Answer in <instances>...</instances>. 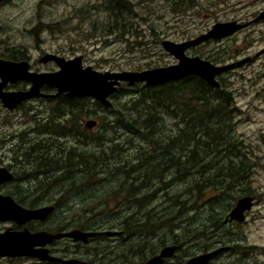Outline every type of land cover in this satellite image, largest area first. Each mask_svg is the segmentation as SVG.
Returning <instances> with one entry per match:
<instances>
[{"label": "rangeland", "instance_id": "rangeland-1", "mask_svg": "<svg viewBox=\"0 0 264 264\" xmlns=\"http://www.w3.org/2000/svg\"><path fill=\"white\" fill-rule=\"evenodd\" d=\"M106 1L9 0L0 7V56H8L10 51H23L28 55V62L32 69L41 73L57 71L54 63L40 64L38 62L43 54H56L66 59L81 56L83 66H90L99 72L142 71L176 63V60L162 49L160 43L164 40L180 43L194 39L207 32L216 23L238 21L245 25L244 29L229 38L212 40L189 49L187 55L197 56L207 61H209L207 58L212 55H218V62L209 61L214 65L230 64L249 58L248 63L222 74L217 80L221 78L223 80L221 83L232 92L234 106L238 110L233 119L234 136L241 142L242 156L252 164L249 178L243 185L235 184L232 194L236 195L235 191L241 192V189L246 186L252 191L250 196H254L255 204L242 228L246 233L247 243L257 248L253 253L254 259L264 260V255L259 251L261 247H264V21L253 22L259 12L264 10V0H195V7L182 13H175L168 8L170 0H152L149 4L143 0H130L134 5L135 14L147 18L143 22L139 18L132 20L141 31L142 35L139 38L107 36L104 30L101 32L100 26L93 30V21L101 23L108 16ZM149 10L151 12H148ZM40 22L58 23L59 28L56 27L52 32H41L37 42L32 35V30ZM140 86L142 84H138V87L137 85L128 87L125 84L119 87L120 95L111 97L112 107L109 111L94 105L91 99L87 101L86 110H88L89 119L95 120L97 125L91 131H84L86 134L83 138L80 135L66 139L59 138L58 134L50 137L42 133L38 135L29 133L38 122L40 124L41 120L51 115L46 100L31 101L30 104H26L14 113L6 112L0 107V143L8 135L16 136L14 133L22 132L20 142L43 140L42 143L47 144L52 153L68 149H85L83 142L89 144L88 149L96 151L100 149L109 156V149H114L115 146L122 149L120 160H110L112 166L104 170L101 177H112L114 181L103 184H99L97 180L90 181L87 184L98 185L74 191L67 199L68 204L66 202L63 205L66 208H73L72 213H77V216H81V211L94 212V216L82 214V221L89 220L106 227L118 225L117 223L124 216L137 211V208L122 205L123 200L127 199L124 193L117 197L110 196L116 191L115 182L117 181L110 168L114 166L118 168L117 162L120 161L122 164L136 165V155L139 151L147 150L148 147L146 142L136 135L125 132L116 125L113 128V121L117 120L119 112H125L131 106L130 100L136 99V92L141 88ZM36 105H38L37 108H35ZM82 117L85 120L86 114L78 115L74 119L78 120L77 125L81 123ZM164 122L166 133L170 134L171 131L174 133L176 120L164 115ZM80 125L83 127L82 124ZM58 128L55 127V129ZM17 143L19 141L15 139L9 141L12 146ZM2 155L4 162H7L9 158L6 150H0V156ZM23 168L30 169V164H26L25 160ZM170 177L180 179L175 170ZM187 183L189 181L184 179L178 184L164 188L155 195L154 201L145 210L155 213L156 218L175 217L183 208L174 202H169V195L178 194L180 203L185 207L193 206L195 202L203 204L212 201L214 205L203 207L199 211L196 209L189 213L182 211L181 217L172 222L175 227L173 234L177 240L181 235L185 240L190 238L191 242L185 250L192 253L197 251L195 242L192 241L196 223L206 217L211 209L219 210L232 206L236 200L221 199L222 192L208 187L203 191L202 196H199V192L193 191L194 197H187L188 195H184L188 187ZM34 184L35 182L25 183L24 189L33 188ZM158 188H161L160 182H156L152 189L151 186L143 188L139 196ZM56 193L57 190H55ZM98 211L102 213L101 216L96 215ZM63 212L64 210H58L57 214ZM187 227L190 228L189 231ZM158 230L160 231L159 233L156 231L157 234L150 231L142 233L144 239H153L151 244L155 250L158 245L175 238L167 227L158 228ZM252 262L253 260H250V264Z\"/></svg>", "mask_w": 264, "mask_h": 264}, {"label": "trees", "instance_id": "trees-1", "mask_svg": "<svg viewBox=\"0 0 264 264\" xmlns=\"http://www.w3.org/2000/svg\"><path fill=\"white\" fill-rule=\"evenodd\" d=\"M151 1L143 0L146 4ZM106 4L108 16L101 23L93 21V30L100 26L101 32L104 30L107 36L139 38L142 35L137 24L132 20L139 18L143 22L147 18L135 14L134 5L130 0H107ZM195 5V0H170L168 8L175 13H182ZM56 27L59 28L58 23L40 22L32 30V35L38 42L41 32H52ZM217 56L212 55L207 59L218 62ZM0 57L12 61H28L29 58L23 51H10L8 56ZM219 81L218 89L209 86L198 77H188L159 86L142 85L136 92V99L130 100L131 106L125 112L117 114L114 127L116 125L123 131L136 135L140 140L145 141L148 147L147 150L138 152L136 165L122 164L120 161L117 162L118 168L115 166L110 168L113 177L117 179L116 191L110 196L117 197L124 193L127 199L123 200L122 205L137 208V211L124 216L120 221L122 223L125 221L124 226L129 234L136 232L144 237L142 234L144 232L150 231L155 234L158 228L167 227L175 236L172 222L181 217L182 211L184 213L195 211L196 203L185 207L180 203L178 194L169 195V202H174L183 208L178 215L170 218H156L155 213L145 209L154 201L157 193L184 179L189 181L184 192L187 197H194L193 191L199 192V196H202L207 187L222 192L221 199L231 197L238 200L243 196L251 195L252 191L248 186L243 187L241 192L235 191L236 195L232 194L235 184L243 185L247 181L252 164L242 156L241 142L234 136L233 119L238 110L234 106L232 92L225 88L221 78ZM120 91L121 89H118L113 97L120 95ZM105 110L109 111L110 108ZM164 115L176 120L174 133L173 131L170 134L166 133ZM54 122H57V119L50 115L37 127H62L60 123ZM55 130L54 128L49 133ZM121 153L122 149L116 146L114 149H109L110 156L100 149L97 151L68 149L52 153L41 140L33 141L32 145L25 148L24 155L26 164H30V169L23 172L25 183L35 182L33 188L28 187L25 190L31 196L26 200L27 203L35 206L56 202L55 205L63 206L66 202L68 204L67 199L74 191L98 185L87 184L90 181L97 180L99 184L114 181L112 177H101L104 170L112 166L110 160H120ZM173 170L178 173L180 179L170 177ZM156 182H160L161 188L139 196L140 190L150 186L152 189ZM55 190H57L56 194ZM57 195L60 197L56 198ZM214 200L219 199L214 198ZM83 214L94 216L93 211H84ZM96 215L101 216L102 213L98 211ZM133 224L136 226L132 227ZM186 229L190 230L189 227ZM171 239L173 242L177 241L176 236Z\"/></svg>", "mask_w": 264, "mask_h": 264}, {"label": "flooded vegetation", "instance_id": "flooded-vegetation-1", "mask_svg": "<svg viewBox=\"0 0 264 264\" xmlns=\"http://www.w3.org/2000/svg\"><path fill=\"white\" fill-rule=\"evenodd\" d=\"M8 1L9 0H3L0 3V7L5 5ZM263 11L264 10L261 12ZM260 21H264V18ZM244 27L246 26L244 25ZM0 59L12 61L5 57H0ZM30 71L41 73L32 69L31 65ZM45 73L50 72L46 71ZM29 86V83L19 80L15 83H8L4 87V91H25L29 88ZM41 92L45 94H54L55 90L44 87L41 89ZM38 99L48 101V109L51 111V116L57 119V122L54 123H60V126L62 127H59L55 131H52V133H49V131L58 126L47 128L34 126L29 133L36 135H38V133H42L47 134L50 137L58 134L60 135L59 138L66 139L70 138L71 136L80 135L83 138L85 137L83 135L86 134L84 131H91L97 125V122L93 120L96 122L94 127L88 128L86 126V123L89 120H92L89 119L90 116L87 112L88 110H86V102L91 98H69L65 95H60L52 98ZM91 100L94 105L98 106L99 108H106L93 99ZM31 101H36V99L22 102L18 104L13 110L5 109L1 103L0 107L6 112L14 113L26 106V104H30ZM37 107L38 105L35 106V108ZM83 113L86 114V119L84 120L82 117L80 119L81 123H78L77 125L78 120L74 119L78 115H83ZM47 118L49 117H46L45 119ZM45 119L41 120L40 124H43ZM82 120H84L83 123ZM61 122L63 124H61ZM80 124H82L83 127H81ZM79 125L81 127L80 131ZM14 134H16V136L8 135L7 138L5 137L4 141L0 143V150H6L9 158L7 159V162H4V159L2 158L3 155L0 156V169L7 170V172H9L13 177L11 181H4L0 183V197L11 198L17 206L27 210H34L46 206H51L53 209L44 220H29L22 224H19L13 220H0V234L7 232H28L30 235L44 233L50 236H55L62 234L63 237L50 240L42 239V246L35 247V249L42 251L45 257L49 258L50 260L29 256H0V264H139L145 263L153 257L159 255L161 250L165 247H175L176 250L171 257L164 259L162 264H187L188 260L191 258L201 257L216 250L221 251L218 252L206 264H250V260H253L252 264H264V260L254 259L253 253L257 248H255L256 246H251L247 243L248 240L246 238V233L242 228L247 222L248 214L255 204L254 196L241 197H250L253 204L251 209L244 213L243 221L232 219L230 217L231 211L235 208L237 201L241 198L236 200L230 207H224L222 209L220 208L219 210L211 209L206 217L200 219L195 225L193 235L194 238L192 240L195 242L197 251L192 253H188L185 250L188 243L191 242V240H189L190 238L185 240L182 235L176 242H173L171 239V241L158 245L157 249L155 250L151 244L153 243L152 238L144 239L142 235H139L136 232H131V234H129L124 226L125 221L123 223L118 222V225L113 227H106L97 223H92L89 220L82 221V214L84 211H81V216H77V213H72L73 208L57 206L55 205L56 202L43 203L35 206L29 205L26 200H29L31 196L26 193L24 189L25 175L23 173V164L25 160V148L29 145H32L33 141L31 140L27 143H22L20 142L23 135L22 132H16ZM10 139H15L19 141V143H17L15 146H12L9 144ZM82 144L85 145V149L89 148V144H85V142ZM55 197L59 198L60 196L58 195ZM212 204V201L203 204L197 203L195 205V209L199 211L201 208L211 206ZM58 210H64V212L57 214ZM83 216L85 215L83 214ZM134 226L136 225L133 224L132 227ZM73 231L95 233L96 235L88 237L85 240L81 238L75 239L65 235ZM110 231L116 232L117 235H106V232ZM159 231L160 230H158V233ZM259 251L262 255H264V247H261Z\"/></svg>", "mask_w": 264, "mask_h": 264}, {"label": "water", "instance_id": "water-1", "mask_svg": "<svg viewBox=\"0 0 264 264\" xmlns=\"http://www.w3.org/2000/svg\"><path fill=\"white\" fill-rule=\"evenodd\" d=\"M3 0H0V3ZM264 18V11L260 12L253 22ZM244 25L238 21L222 22L214 24L207 32L194 39L175 43L164 40L160 43L162 49L172 56L176 63L142 71L122 72H99L90 66H83L82 57L77 56L71 59L45 54L39 59L40 64L53 62L58 68L55 72L36 73L30 71L28 61L12 62L0 59V103L5 109L13 110L18 104L38 98H52L65 95L69 98H91L106 108H111V97L117 92L122 84L133 87L142 84L148 87L159 86L168 82L179 81L188 77H198L209 86L218 89L220 83L217 80L222 74L248 63L249 58L224 64L214 65L207 60L197 56L190 57L187 51L193 47L200 46L209 41H219L228 38L241 31ZM23 80L30 84L25 91H4L8 83H15ZM54 89V94L41 92L42 88ZM95 121L89 120L86 123L88 128L94 127ZM12 175L5 169H0V183L11 181ZM252 199L244 197L237 201L235 208L231 211L230 217L243 221L244 213L252 207ZM51 206L41 207L34 210H27L17 206L11 198L0 197V220H13L22 224L29 220H44L52 211ZM75 239H87L96 235L95 233L73 231L65 234ZM108 236L117 235L116 232H106ZM63 237L62 234L50 236L44 233L30 235L28 232L0 234V256H29L39 259L46 258L42 251L35 249L42 246V239H54ZM176 248L165 247L160 254L139 264H162L164 259L171 257ZM221 250L201 257H194L188 260L187 264H206ZM50 260V259H49ZM79 264V263H74Z\"/></svg>", "mask_w": 264, "mask_h": 264}]
</instances>
